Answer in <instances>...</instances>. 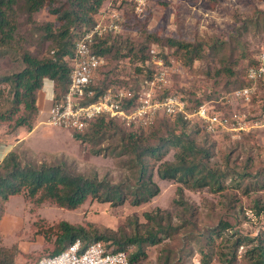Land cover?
Segmentation results:
<instances>
[{"label":"rangeland","instance_id":"obj_1","mask_svg":"<svg viewBox=\"0 0 264 264\" xmlns=\"http://www.w3.org/2000/svg\"><path fill=\"white\" fill-rule=\"evenodd\" d=\"M102 8L117 10L122 20V28L117 32L122 45L144 43L157 52L162 51L167 60L175 62L178 71L170 77V90L186 97L206 100L209 91L217 92L225 84L231 85L228 81H232L226 75L207 77L206 71L210 70L212 74L214 70L230 66L240 76L249 59L264 51V0H147L144 13L139 17L132 16V3L125 0H107ZM8 18L9 25L14 24V31L7 44L0 42V77L22 70L21 54L28 53L39 59L50 57L54 44L45 38L42 28L48 23L52 30H56L60 24L47 7L29 15L18 3ZM147 35L157 38L159 43L147 40ZM166 38L201 44L204 49L202 57L189 67L181 65L179 53L177 55L175 48L165 45ZM219 44L220 48L212 50ZM106 59L95 75L94 86L104 87L110 81L108 85L125 86L126 79L131 81L129 72L140 63L138 60L129 65L127 59ZM140 77L142 74L134 76V80L138 81ZM0 89L6 91L7 86L0 85ZM254 97L248 105L238 109L244 114L260 110L264 103V81ZM211 101L215 103L217 98ZM224 110L229 111L228 108ZM41 116L37 113L30 133L24 127L19 129L18 138L23 142L16 143L15 147L23 164H61L73 174L89 178L96 176L125 190L127 187L133 190L137 186L138 165L129 148L124 146L119 125L118 128L109 127L99 138L89 142L75 139L69 130L41 123ZM168 128L174 135L184 133L197 145H208L210 165L228 175L222 191L211 192L207 188L191 190L176 181L160 180L156 174L157 167L164 161L171 162L176 152L169 145L161 151L159 160L142 158L146 171L142 181L149 180L157 192L138 205H132L129 197L121 204L88 198L77 209L66 210L50 202L36 206L25 200L22 194L14 195L1 203L4 211L0 220V264H33L48 255L55 237L51 234L48 242L42 231L56 228L61 221L83 227L91 224L102 235L118 237L119 233H132L134 223L140 233L155 228L152 222H146L143 215L157 211L162 215L168 213L171 225L192 221L193 226L188 225L172 237L147 246L145 256L135 264H164L168 256L169 264H202L198 246L206 245L204 238L209 233L208 228L220 221L231 227L216 239L215 251L218 254L214 258L218 259L217 263L225 264L218 257L220 253L224 255L223 259L231 257L237 238L248 237L255 242L243 241L237 248V259L233 264H255V253L251 254V249L257 246V238L264 243V211L255 214L259 207H264V187L257 186L259 178L237 179L236 176L242 172L254 176L264 171V128L232 138L223 134L205 135L202 131L195 133L189 128L181 130L177 124L168 121L145 132L141 147L160 145V139L166 138ZM85 133L89 134L90 129ZM5 135H10L7 125L0 124V138H5ZM6 142L14 144V137L8 136ZM178 188L182 190V198L177 194ZM180 199L187 203L188 210L177 204ZM257 203L258 208H255ZM190 235L191 241H188Z\"/></svg>","mask_w":264,"mask_h":264},{"label":"trees","instance_id":"obj_2","mask_svg":"<svg viewBox=\"0 0 264 264\" xmlns=\"http://www.w3.org/2000/svg\"><path fill=\"white\" fill-rule=\"evenodd\" d=\"M107 0H24L22 2L16 0H0V42L5 43L7 39H11V33L14 31V24L9 25L8 17L12 13L14 6L18 3L22 5L26 13L31 15L39 11L43 7H47L48 11L55 15L59 26L56 30H52L51 24L46 23L43 26L45 38H48L54 47L51 50L50 57L36 58L28 53L21 54V62L24 65L21 71L12 73L8 76L0 77V85L7 86V90L0 89V124L7 125V133L15 134L19 128H26L27 131L33 129V123L38 113V94L43 89L45 81H49L54 85L53 99L58 100L60 96L65 93L68 84V74L70 71V60L73 58L74 47L80 37L81 32L87 27L91 26L98 17V13L103 10L102 6ZM58 3V6L57 4ZM132 14V13H131ZM132 16H134L132 14ZM134 19H136L134 17ZM137 20V19H136ZM122 23V22H121ZM7 26H10L8 28ZM147 40L159 43L155 37L146 36ZM165 45L175 48V52L182 60L183 66H191L192 63L202 57L203 48L201 44L185 43L174 40L172 38L164 39ZM0 43V46H1ZM122 38L119 33H105L100 37H96L91 50L94 54L110 60L127 59L129 65L139 60V64L129 73L130 80L126 79L125 86L132 92V97L129 102H133L136 97L137 85L134 80L136 75H144L150 77L153 72V67L148 65L151 60L149 46L144 43L126 44L122 45ZM7 44V42H6ZM217 47V48H216ZM212 50L220 48L216 46ZM158 56L163 62H169L166 55L162 51H158ZM257 56V55H256ZM256 56L249 59L247 65L239 76L238 71L226 66L224 69L214 70L210 74V70L205 72V76H212L214 78L226 75L232 81H228L221 90L209 91L206 100L199 98L186 97L176 91L187 101L188 107L192 108L200 104L202 101H211L213 98L219 99L222 95L233 90H237L251 83L246 78V71L249 67L257 64ZM232 62H230L231 64ZM233 65V63L231 64ZM104 65L101 66V68ZM101 68L98 70L100 71ZM261 80L257 82L259 87ZM108 83H111L108 82ZM100 87L94 86L96 98L103 93L106 88L115 87L111 85ZM59 88V89H56ZM255 95V94H254ZM252 95L251 100L255 97ZM3 104V106H2ZM237 106L228 107L229 111ZM227 109V108H226ZM260 115L264 112V103L262 104ZM227 111V112H229ZM224 112H226L224 110ZM254 114V113H251ZM171 121L177 124L182 129H190L195 133L203 131L198 125L190 124L183 120L182 117H159L156 122L148 129L125 128L117 120L107 116H98L89 121L86 129L81 133L73 132V137L82 141L92 142V139L99 138L109 127L118 128L120 126L122 133V140L124 146L134 155V162L138 165L137 186L133 190L128 187L122 189L118 185H111L106 180H100L96 176L84 177L82 175L73 174L66 170L61 165H47V164H28L22 163L20 160L18 148L15 146L3 157L0 162V220L3 216L2 202H6L9 197L14 195H21L25 200H29L36 206L44 202H50L57 207L66 210H75L82 205L88 198H94L101 202H110L111 204H121L127 197L130 198L132 205H138L141 202L147 201L157 192L155 185L148 181H142L145 178V166L142 158L151 157L155 160L160 159L161 151L171 146L176 149L174 158L171 162L164 161L156 169V174L160 180L176 181L183 187L191 190L207 188L211 192L222 191L226 182L227 174L221 169L210 165L209 147L206 143L197 145L194 140H191L187 135H174L167 129L166 138H161L162 142L156 146H144L143 144L145 132L155 128L162 123ZM119 125V126H118ZM118 126V127H117ZM90 129V133H85ZM126 129V130H125ZM126 132H125V131ZM158 131V130H155ZM183 132V131H182ZM228 136V133L223 134ZM145 156V157H144ZM235 177V176H234ZM237 179L240 178H259L260 183L257 184L259 188L264 187V171L260 174L252 175L251 173H238ZM235 178V179H236ZM248 193V191H246ZM179 198H182L181 188L177 189ZM178 205L184 206V210H188L189 206L184 203L182 199L177 202ZM258 208V203L255 205ZM264 211V207H259L255 214L259 215ZM144 218L147 223L152 222L155 226L149 230L140 233L136 223L132 233H119L118 237L106 236L98 233L96 228L90 224L87 227L81 225L70 224L66 221L59 222L55 227L48 231H42L46 241L50 242L51 234L55 237L52 242V249L48 250V256H54L63 251L75 239H80L83 246L95 241H100L105 245V248L111 252H125L129 264H135L140 258L145 256L147 246L155 245L165 237H172L177 234L179 230L188 225L193 226L192 221H182L179 226L171 225L169 214L165 215L156 213H144ZM184 223V224H183ZM231 226L227 222L220 221L214 227L208 228V234L204 238L206 245L198 246L201 254L202 264H210L218 252L215 251L216 239L222 237L225 230ZM191 229V228H190ZM49 232V235L47 234ZM54 232V233H53ZM189 236L188 241H191ZM195 240L194 236L192 237ZM110 240V242H109ZM249 243L255 242V239L244 237L237 238L234 242V249L231 251L229 259H223L222 253L218 255L222 263L233 264L237 259V248L241 246L243 241ZM257 246L251 249V254L255 253V264H264V243L260 238L256 239ZM181 244V243H180ZM134 248V250H132ZM247 251L246 253H248ZM171 251H169V254ZM43 257H40L41 259ZM37 259L35 262H37ZM34 262V263H35ZM218 262V261H217ZM33 263V264H34ZM164 264H169V256L165 258Z\"/></svg>","mask_w":264,"mask_h":264},{"label":"built area","instance_id":"obj_3","mask_svg":"<svg viewBox=\"0 0 264 264\" xmlns=\"http://www.w3.org/2000/svg\"><path fill=\"white\" fill-rule=\"evenodd\" d=\"M125 1L132 3L133 15H143L147 0ZM121 22L115 8L103 9L96 21L81 32L70 60L66 91L58 100L52 98L41 123L81 133L89 121L98 116H107L125 128L135 129H148L159 117L179 116L190 124L198 125L209 135L228 133L232 138L264 128V112L261 115L260 112L244 114L238 109L251 102L252 95L258 91L257 82L264 80V51L257 54V64L246 71L251 84L225 93L215 103L202 101L189 108L181 95L169 91L170 77L178 67L173 60L163 62L156 49H150L151 60L148 63L153 72L150 77L144 74L136 81L138 85L133 102H129L131 90L125 86L110 87L94 98L95 75L104 65V59L92 52L91 45L96 37L120 31ZM231 106L237 108L223 111ZM39 107L41 114L42 108ZM34 264H129V261L125 252H111L100 241L83 246L80 239H75L59 254L43 257ZM210 264L218 263L213 260Z\"/></svg>","mask_w":264,"mask_h":264},{"label":"crops","instance_id":"obj_4","mask_svg":"<svg viewBox=\"0 0 264 264\" xmlns=\"http://www.w3.org/2000/svg\"><path fill=\"white\" fill-rule=\"evenodd\" d=\"M53 95H54L53 84L49 81H45L44 87L39 92L38 100H37V105L40 106L39 107L40 109L42 108L41 109V114H42L41 117H45L47 110H48V107L51 104V100L53 98ZM38 113H39V109H38ZM19 129H18L17 133H15V134L5 135V138H3V137L0 138V162L3 159V157L16 145V143H18V142L22 143L23 142L20 140V138H18ZM31 131H28V132L30 133ZM8 136L14 137V140H15L14 144H10V143L6 142V138Z\"/></svg>","mask_w":264,"mask_h":264}]
</instances>
